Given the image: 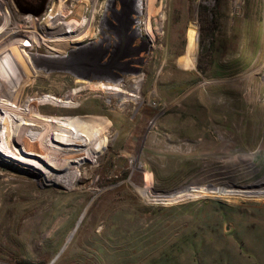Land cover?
I'll list each match as a JSON object with an SVG mask.
<instances>
[{
  "label": "rangeland",
  "instance_id": "obj_1",
  "mask_svg": "<svg viewBox=\"0 0 264 264\" xmlns=\"http://www.w3.org/2000/svg\"><path fill=\"white\" fill-rule=\"evenodd\" d=\"M58 11L86 25L44 37ZM12 49L14 102L72 121L48 162L22 116L0 142V264H264V0H0Z\"/></svg>",
  "mask_w": 264,
  "mask_h": 264
},
{
  "label": "bare ground",
  "instance_id": "obj_2",
  "mask_svg": "<svg viewBox=\"0 0 264 264\" xmlns=\"http://www.w3.org/2000/svg\"><path fill=\"white\" fill-rule=\"evenodd\" d=\"M49 16H50L51 20H54V21H51L52 22L51 24L53 25V30H55L56 32L50 31L49 33L45 34L44 37L55 36L56 34L62 35V36L63 35L67 36L68 34L74 33L77 29L84 27L86 25V21H87V17H84L83 19L70 18L68 20H65V18H69V17L66 14V12H64V11H58V13H53V14H50ZM57 19L59 20L58 22H56ZM53 32H55V33H53ZM8 51H9V49H8ZM12 51L13 52H10L9 54L7 53L6 55H3L0 57V97H2L3 99L4 98L10 99V101H11L10 103H7L8 101L2 102L0 99V109L4 110L3 115H2V113L0 114L1 121H2V122L1 121L0 122L4 124L3 130L0 129V137H1L0 142L3 143L4 141H6L5 137H6L8 143H10V141H12V139L14 140V136H12V134L13 135L15 134L13 123L17 122L20 119L19 116H22L21 119H25V121L19 125L20 126L19 128L16 129V131H18V132H16L17 133V135H16L17 139L18 140L20 139L21 141H23L25 146L29 147L31 150H37V151L41 152V154H40L38 152L29 151L30 154H27V155H30V156H27V158L29 157V158H31L32 161L38 162L37 159H42V157H43V160L45 159V161L47 160V162H48V157L50 158L49 152H48V149L46 148L47 146L45 147L46 150L44 148L43 149L41 148L42 139H41L40 132L43 130H47L48 133H50L51 130H54L58 125H61L62 123H65L68 121H72V119H71V117L70 118H66V117H62V116L56 117L55 115H54V117L50 116L53 118H49L46 116L43 117V116H41L42 110L40 108V105L51 104V105L69 106L70 104H69L68 100L57 98L51 94H45V95L36 96V97L34 96L32 99L29 98V100H27V102H25V104L15 103L13 100V90L15 88L14 85H15L16 80L18 79L17 76L19 74L22 75V72H21L22 69H19L20 64H18L21 60L20 61L18 60L19 62H17L16 61L17 59L15 58V56L17 55V57H19V58L21 57L20 59H22V56L18 52H16L14 49H12ZM24 72H25V70H24ZM25 107H26V109H25ZM56 136H58V135H56ZM21 141H19V142H21ZM55 141H56V138H55ZM66 143H67V145L63 146L61 142L56 141L55 145L57 144L58 145L57 147L63 148V150H64L62 152V157H64L65 159L61 158V160H58L57 166H59L63 170L61 172V174H67V176H68L70 169L72 168V164L76 163L73 161L74 160L73 158H70L71 156H68V151L71 147H74V146L76 147V144L70 145V144H72V142H70L68 140ZM53 145H54V143H53ZM15 147H17V146H15ZM8 148H10V146L7 145L6 150ZM13 150H15L17 152L16 148H14ZM9 153H10V151H9ZM20 154L22 156H25L23 153H20ZM16 158H17V156H16ZM72 180L73 179H71V180L69 179V183ZM62 181L63 180H61L60 182H62ZM213 189L214 190L212 192L224 194V195L225 194L229 195V193H232V192L237 193L238 191H244V190H236V188L226 189L224 187L223 188L222 187H218V188L215 187ZM201 190H204V189L201 188ZM202 192H204V191H202ZM245 192H250V193H252V192H260V193L264 192V183L259 184V185L251 184L247 187V190ZM230 196H231V194H230Z\"/></svg>",
  "mask_w": 264,
  "mask_h": 264
},
{
  "label": "flooded vegetation",
  "instance_id": "obj_3",
  "mask_svg": "<svg viewBox=\"0 0 264 264\" xmlns=\"http://www.w3.org/2000/svg\"><path fill=\"white\" fill-rule=\"evenodd\" d=\"M123 3V2H122ZM123 8H124V6H123ZM112 14H111V16L112 17H114L115 18V20H119V19H121L122 17H124L126 14V11L124 10V9H122V11L119 9V8H117L116 6L114 7L113 6V8H112ZM123 13V16L121 15ZM115 22H113V25H115L114 24Z\"/></svg>",
  "mask_w": 264,
  "mask_h": 264
}]
</instances>
